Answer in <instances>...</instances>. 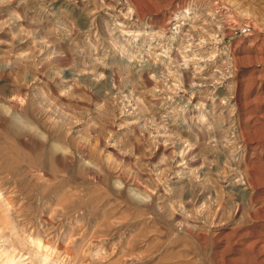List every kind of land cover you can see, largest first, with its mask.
<instances>
[{"label":"rangeland","instance_id":"1","mask_svg":"<svg viewBox=\"0 0 264 264\" xmlns=\"http://www.w3.org/2000/svg\"><path fill=\"white\" fill-rule=\"evenodd\" d=\"M0 264H264V0H0Z\"/></svg>","mask_w":264,"mask_h":264}]
</instances>
